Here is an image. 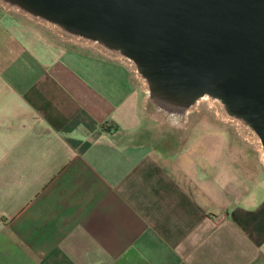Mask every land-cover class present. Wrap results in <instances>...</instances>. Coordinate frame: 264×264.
<instances>
[{"label":"crops","instance_id":"crops-1","mask_svg":"<svg viewBox=\"0 0 264 264\" xmlns=\"http://www.w3.org/2000/svg\"><path fill=\"white\" fill-rule=\"evenodd\" d=\"M135 73L0 9V264H264L255 141L159 136Z\"/></svg>","mask_w":264,"mask_h":264},{"label":"water","instance_id":"water-1","mask_svg":"<svg viewBox=\"0 0 264 264\" xmlns=\"http://www.w3.org/2000/svg\"><path fill=\"white\" fill-rule=\"evenodd\" d=\"M7 1L120 49L160 100L220 97L264 149V0Z\"/></svg>","mask_w":264,"mask_h":264},{"label":"rangeland","instance_id":"rangeland-1","mask_svg":"<svg viewBox=\"0 0 264 264\" xmlns=\"http://www.w3.org/2000/svg\"><path fill=\"white\" fill-rule=\"evenodd\" d=\"M0 9L2 13L12 17L16 23L32 28L53 42L64 44L65 46L87 49L113 58L116 57L123 59L121 57V50L119 51L117 48L109 47L98 40L95 41L93 39L84 38L83 36H78L68 31L62 25L60 26L59 24L47 21L42 17H36L32 13L18 9L3 0H0ZM135 74L137 75V79L144 91L145 109L152 117L155 128L159 132V136L165 137L166 134L169 135L168 137L170 138H177L178 141L179 137L175 135L180 134L184 129H207L218 127L229 131V134L237 133L240 135L239 137L241 139L247 138L254 140L257 145V150L256 152L246 150L249 154V159L258 162L259 157H261L264 161L258 147L257 133L249 127V123L246 120L231 114L227 105L222 101L212 95L203 99L196 107L197 109L193 108L191 112L184 115L180 113H171L157 102L156 99L158 98L152 94L147 78L139 72V70ZM247 129L254 131L255 135L251 137L246 131ZM257 167L259 166L257 165Z\"/></svg>","mask_w":264,"mask_h":264},{"label":"bare ground","instance_id":"bare-ground-1","mask_svg":"<svg viewBox=\"0 0 264 264\" xmlns=\"http://www.w3.org/2000/svg\"><path fill=\"white\" fill-rule=\"evenodd\" d=\"M4 2H6V3H8V4H10V5H13L14 7H16V8H18V9H21V10H24V11H26V12H29V11H27L26 9H24L23 7H21L20 5H18V4H14V3H11L10 1H7V0H3ZM29 13H31V12H29ZM33 14V13H32ZM33 15H35V14H33ZM36 17H39V18H41L40 16H38V15H35ZM47 21H49V20H47ZM50 22H53V23H56V24H59V23H57V22H54V21H50ZM60 26H61V24H59ZM76 35H78V34H76ZM78 36H80V35H78ZM86 38V37H85ZM87 39H90V38H87ZM95 41H97V40H95ZM119 51H120V49H119ZM136 68H137V66H136ZM209 96H212L211 94H208V93H205V94H202L201 96H199L192 104H190L189 106H181V105H173V104H168L167 102H165L164 100H160V99H156L157 100V102L162 106V107H165L167 110H169V112H171V113H180V114H186V113H188V112H191L192 110H193V108H196L199 104H200V102L203 100V99H205V98H207V97H209ZM215 98H217V99H219L220 101H222L224 104H226L220 97H217V96H214ZM227 108H228V106H227ZM197 109V108H196ZM228 110H229V108H228ZM230 113H231V111H230ZM232 114V113H231ZM249 127L251 128V129H253L252 128V126L249 124ZM254 130V129H253ZM257 136V142L261 145L260 147L262 148L261 150L263 151V155H264V149H263V145H262V142H261V139H260V137L258 136V135H256Z\"/></svg>","mask_w":264,"mask_h":264},{"label":"built area","instance_id":"built-area-1","mask_svg":"<svg viewBox=\"0 0 264 264\" xmlns=\"http://www.w3.org/2000/svg\"><path fill=\"white\" fill-rule=\"evenodd\" d=\"M84 38H85V37H84ZM121 57H122L124 60L128 61L132 66H134L135 69H136V72L139 70L138 68H136L137 64H136L132 59H130L129 57L125 56L124 54H121ZM115 58H116V57H115ZM139 72H140V71H139Z\"/></svg>","mask_w":264,"mask_h":264}]
</instances>
